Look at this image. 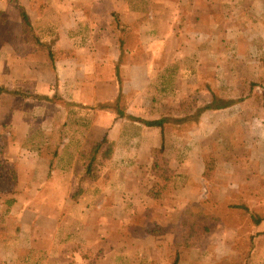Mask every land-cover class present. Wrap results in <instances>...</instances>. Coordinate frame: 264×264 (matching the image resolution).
Masks as SVG:
<instances>
[{
  "label": "crops",
  "instance_id": "0c3cea01",
  "mask_svg": "<svg viewBox=\"0 0 264 264\" xmlns=\"http://www.w3.org/2000/svg\"><path fill=\"white\" fill-rule=\"evenodd\" d=\"M259 2L0 0V264H264V109L199 113Z\"/></svg>",
  "mask_w": 264,
  "mask_h": 264
},
{
  "label": "rangeland",
  "instance_id": "374dc122",
  "mask_svg": "<svg viewBox=\"0 0 264 264\" xmlns=\"http://www.w3.org/2000/svg\"><path fill=\"white\" fill-rule=\"evenodd\" d=\"M257 1H260L259 3H261L258 5L257 9L264 10V0ZM243 5H246V2H243ZM243 5L241 4V7L245 9V6ZM256 18V23L262 22L264 25L263 14H260ZM239 41L240 45L243 46L241 47L242 54L240 56H236V51L231 49L225 50L227 51V54L225 53V56H223L224 62L226 63L224 67H227V69L230 68V75H235L236 79L226 78L223 81L219 80L217 82H211L215 85L210 84V88L214 90L219 89L222 91V94L221 91L219 92V90L217 93L215 92L213 99L218 104L242 103L243 105H245L244 101L249 99V104L257 105L264 109L262 106V102L264 101V27L261 28L259 25H257V28L252 30L250 33L242 32L240 34ZM244 47H246V49ZM225 69L226 68H224V70ZM233 92L234 94L237 93L238 96H234ZM183 113L184 112H179L176 114L183 115ZM192 120H196V118H193ZM219 147L220 146L216 143V141L209 145L211 152L215 153L217 149L219 150ZM194 243L198 245L200 242ZM212 243L214 244L215 241ZM258 244L259 246L264 245V241H259ZM213 255L214 256H210L208 258V264H250L248 261L249 258L247 256L240 257L239 260L235 261L233 253L230 250H226V255H224V257H216L214 251ZM196 260V264H202L200 257H197ZM249 260L254 262V259L250 258Z\"/></svg>",
  "mask_w": 264,
  "mask_h": 264
},
{
  "label": "trees",
  "instance_id": "16d2710c",
  "mask_svg": "<svg viewBox=\"0 0 264 264\" xmlns=\"http://www.w3.org/2000/svg\"><path fill=\"white\" fill-rule=\"evenodd\" d=\"M20 16L24 22V25L26 27L29 26L28 19L26 14L23 12V10H20ZM228 103H225L223 105H226ZM262 106L264 107V101L262 102ZM220 108V104H218L216 101H212L210 104L204 106L199 110V113L205 111V110H211V109H218ZM136 120V119H135ZM168 121L167 118H160L159 120L154 121H143L142 123L146 127H157L161 129V146L159 149L153 150L152 155L154 156V163L152 166V172H163L166 169V164L161 157L164 151V125ZM113 152V143L108 141L106 138H103L101 142L92 144L91 149V159L90 164L92 161L95 160V158H99L100 161H104L105 159H109L111 154ZM244 212L248 213V210L244 208ZM250 217L252 218L253 222L257 225L260 220H258L257 217L250 214ZM249 258V256H248ZM249 260V259H248ZM178 261V257H176L172 264H176Z\"/></svg>",
  "mask_w": 264,
  "mask_h": 264
}]
</instances>
